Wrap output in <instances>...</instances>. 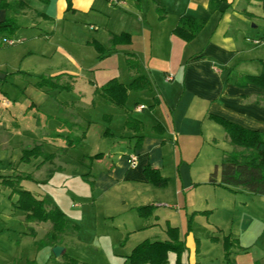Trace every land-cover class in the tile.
<instances>
[{"label":"crops","instance_id":"1","mask_svg":"<svg viewBox=\"0 0 264 264\" xmlns=\"http://www.w3.org/2000/svg\"><path fill=\"white\" fill-rule=\"evenodd\" d=\"M209 3L210 0L28 1L27 8L15 15L14 21L17 29H25L21 37L25 51L41 57L39 68L22 70L28 74L39 69L42 75H34L33 79L61 76L60 82L64 84L71 83L73 78L71 84L78 94L92 95L91 112L95 115L84 130L85 138L98 123L104 124L113 135L108 144L110 149L91 165L95 195L105 196L110 204L112 195L124 191L115 199L119 215L134 212L140 206L154 207L148 218H140L134 212L131 219L137 226L130 233L138 232L135 236L159 241L154 239L166 237L163 232L166 233L168 223L182 237L186 227L181 218H191V227L184 236L188 255L182 258L183 264H227L222 240L228 235L239 246L231 249L228 264H264V197L251 196L239 189L232 193L209 184L215 169L216 182L220 181L222 151L229 152L232 147L223 128L207 118L218 116L264 133V89L251 84L238 87L226 81L230 71L244 76L261 73L264 55L251 46L254 45L251 40L260 39L263 44L255 47L264 46V25L259 26L262 31L256 35L250 34L246 25L253 18L257 22L264 20V0H225L213 12ZM156 7L164 9V19H159ZM181 17L205 21L190 42L173 34ZM5 18L6 12L0 10V23ZM82 21L89 23L81 24ZM75 26L88 39H79L81 49L77 53L61 52L59 58V30H66L69 39ZM253 28L257 29V24ZM120 35L129 39L111 44L112 37ZM89 39L108 51L103 59L97 60L98 53L84 45ZM129 54L137 58V70H128L126 66ZM1 69L0 102L4 100L1 91L5 79ZM137 77L145 78L150 88L128 92L124 108L99 95L93 96L95 88L110 80L128 85ZM139 106L144 107L138 110ZM128 115L142 124L141 132L125 127ZM65 116L70 133L79 137L85 119L72 111ZM16 121L12 111L0 110V169L20 158V153L13 155L15 147L9 144L18 137L14 131ZM67 128L59 134H68ZM33 136L36 139L32 142L40 143L45 135L36 132ZM52 136L53 133L48 137ZM136 137H142L138 147ZM201 143L210 147L211 156L207 154L206 164L197 166L196 149ZM131 157L135 158L133 165ZM145 166L166 177L167 186L160 189L150 185L144 175ZM43 168L36 171L35 181L46 182L40 175ZM97 202L94 200L93 204ZM203 212L210 214L208 217L198 214ZM209 238H215V243ZM196 240L209 246L206 250L202 248L201 256L195 254ZM63 242L64 238L59 246Z\"/></svg>","mask_w":264,"mask_h":264},{"label":"rangeland","instance_id":"2","mask_svg":"<svg viewBox=\"0 0 264 264\" xmlns=\"http://www.w3.org/2000/svg\"><path fill=\"white\" fill-rule=\"evenodd\" d=\"M80 23L89 22L82 21ZM262 23L264 25V20L257 22V19L253 18L251 23L246 25V29L250 34L256 35V33L262 31L259 27ZM254 24H257V29L253 28ZM79 31L80 29L75 26L71 30V36L68 39L65 36L66 30L63 28L59 30V58L62 56L61 52L77 53L81 49L79 39H88V35L82 36L84 33L81 34ZM24 33L25 29L20 30L17 27L16 30L0 32V43L4 39L15 41L12 46L4 47L3 45L0 48V65H2V69H0L5 76L1 91L4 100L0 102V110L8 109L17 118V123L14 126L16 130L14 131L18 137L9 143L12 147H15L13 155L17 156V153H20L21 157L24 150H29L35 145H41L45 153L50 155L51 158L49 157L44 163H42V158H32L29 163H18L19 160L17 162L11 161L5 164V168L0 169V177L14 179L17 175L22 177L29 175L37 183L40 181L34 180L36 171L43 166L40 175L46 182L35 184L32 181H22L20 185L22 186L24 182L22 188L36 193V195L33 193L32 195L37 199L42 196L41 199H46L51 205L60 209L66 214L69 222L77 226L73 235H61L59 237V244L63 238L65 240L63 246H61L65 250V254L75 260L77 264H130L127 261V256L137 246L136 244L146 240L152 241V239L143 238L140 235L135 236L138 235V232H129L137 226L134 220L131 219L134 218L132 215H134V212L136 213L137 207L134 212L119 215L115 199L118 198L121 190H118L112 196L109 195L111 196L109 199L110 204L107 203L105 196L95 195L94 183L91 181L93 173L91 165L94 161L90 163L88 160V157L106 153L110 149L108 144L109 140L113 139V135L104 124L98 123V126L91 127L88 138L84 136L83 143L81 141L79 144L71 146L67 144L66 137L69 139L71 137L75 139V137L66 127L69 122L64 119L65 115L70 114L72 111L79 118H84L85 120L82 119V122L86 126L83 125L82 130H87L92 122L90 117L95 115L91 112V108L94 106L92 95L78 94L72 84L68 90H50L52 91L51 94L38 89L35 83L43 76L37 79H33V77L34 75H42L38 72L39 69L35 73L28 72V74L22 70L26 67L30 70L31 68H39L38 64L41 57L40 55H29V52L25 51V42L21 38ZM84 45L97 52L94 41L91 39L84 42ZM251 46L256 48L259 51L258 53L264 55V46ZM97 60H100L98 56ZM57 81L61 83V79ZM33 90L36 92H33ZM93 96H96L94 91ZM5 117H7V114ZM65 128L69 130L68 134L60 135L59 132ZM36 132L45 135L42 138L37 137V139L41 138V141H43L40 142L41 144L32 142L36 139L33 136ZM105 132L109 135H105ZM52 133L53 139L48 137ZM58 134L59 136H57ZM56 138L58 141H56ZM196 151L198 153L197 166L206 164L204 160L210 155V147H204L201 143ZM103 154L102 157H104ZM26 165L29 166L26 167ZM193 167L195 166L193 165ZM160 176L166 180L164 186L166 187L168 179L161 174ZM164 187L156 188L161 189ZM123 192L120 193V196L124 194ZM17 200L18 196L13 194L10 189L0 186V264H65L63 256L57 258L52 253L53 247L59 246V244L52 246L48 243L47 234L51 230V224L49 222L25 220L23 212L16 207ZM94 200L98 201L97 204H93ZM167 205H169L168 202ZM160 206L163 207V205ZM209 214L206 213L205 217H208ZM181 221L184 229L185 227L186 229L182 237L179 235L178 230V238L184 242L189 219L182 217ZM164 222L163 225L166 224ZM163 234L166 235L165 238L159 236L160 239L154 240H168V235L164 232ZM142 238L143 240H141ZM210 242L215 243L211 239ZM203 243V240L202 242L196 240V255H202L203 247L204 250L209 249V246H205L206 243ZM187 255V248L180 257H177L173 252H169L168 263L176 264L179 260V263L183 264L182 258H186ZM212 255L215 256V250H212ZM198 261L201 262L199 259Z\"/></svg>","mask_w":264,"mask_h":264},{"label":"trees","instance_id":"3","mask_svg":"<svg viewBox=\"0 0 264 264\" xmlns=\"http://www.w3.org/2000/svg\"><path fill=\"white\" fill-rule=\"evenodd\" d=\"M28 1L32 0H0V10L6 12V18L0 23V32L11 31L16 28L14 21L15 15L27 8ZM46 3L47 0H37ZM225 2V0H210L209 10L215 11L218 6ZM159 14V19L165 18V11L162 8L156 7ZM205 21L201 19H194L190 17H181L173 29V34L185 42L192 41L197 34L202 30ZM123 39H129L127 35L113 36L111 44L114 42H121ZM98 59H103L108 51L101 45L94 42ZM128 70L138 69V60L135 55L129 54L125 60ZM262 67L261 73L257 76L239 75L234 71H230L227 75V83L236 85L238 87H245L248 84L255 85L264 89V61H260ZM61 76L40 78L35 86L38 89L46 88L50 90L70 89L73 78H70L71 83H58L57 80ZM150 88L149 82L143 77L135 78L130 84L123 85L113 79L108 81L100 88H95L94 93L110 103L120 107H125L127 94L130 91H143ZM264 105V99L262 101ZM207 118L221 126L225 132L226 139L232 147L231 151L221 154L220 161V181L216 182V169L211 174L209 184L219 186L232 193L239 189L249 193L251 196L264 197V133L256 130L246 129L238 124L227 121L221 117L208 115ZM125 127L133 132H141L142 124L133 119L130 115L127 116ZM105 135L109 133L105 132ZM111 135V134H110ZM85 136V131L75 139L67 138L68 145L79 144ZM142 137L135 138V147L140 145ZM50 155L45 153L41 145H35L29 150H24L19 159V162L29 163L30 159L42 158L44 163ZM102 158V154H97L93 157H88L90 163ZM144 175L148 183L156 187H164L166 180L162 179L157 170L151 169L149 166L144 167ZM22 181H32V178L27 176H15L12 178H1L0 186L10 189L13 194L18 196L16 207L24 213L25 220H35L38 222H49L51 230L47 234L48 243L52 246L59 244V237L61 235H73L76 232L77 226L71 224L64 212L57 207L51 205L46 199H37L28 190H25L20 185ZM43 183V182H37ZM154 207L152 205L140 206L136 208V214L140 218H148L151 216ZM205 215L206 212L198 213ZM197 215L193 213L192 216ZM191 218L188 221V229H190ZM166 234L168 240L166 241H144L134 247L127 261L130 264H168V254L173 252L180 257L186 246L182 240L178 238V229L166 224ZM211 238V241H215ZM239 247L237 241L233 240L230 235L223 238L224 260L228 264L231 262V249ZM65 264H77L75 260L70 258L63 252ZM176 264H180L179 260Z\"/></svg>","mask_w":264,"mask_h":264},{"label":"built area","instance_id":"4","mask_svg":"<svg viewBox=\"0 0 264 264\" xmlns=\"http://www.w3.org/2000/svg\"><path fill=\"white\" fill-rule=\"evenodd\" d=\"M113 2L114 1H116V0H112ZM251 42L254 44V45H261V44H263V42L260 40V39H253V40H251ZM2 44L4 45V46H12V45H14L15 44V41L14 40H6V39H4L3 41H2ZM141 109H143V107L142 106H139L138 107V110H141ZM130 164H134V161H135V158L134 157H131L130 158Z\"/></svg>","mask_w":264,"mask_h":264},{"label":"water","instance_id":"5","mask_svg":"<svg viewBox=\"0 0 264 264\" xmlns=\"http://www.w3.org/2000/svg\"><path fill=\"white\" fill-rule=\"evenodd\" d=\"M64 252V249L61 246H54L52 249V253L55 257H60Z\"/></svg>","mask_w":264,"mask_h":264}]
</instances>
